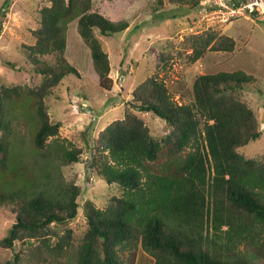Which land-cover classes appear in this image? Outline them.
<instances>
[{
	"label": "trees",
	"instance_id": "1",
	"mask_svg": "<svg viewBox=\"0 0 264 264\" xmlns=\"http://www.w3.org/2000/svg\"><path fill=\"white\" fill-rule=\"evenodd\" d=\"M164 2L155 0L154 11ZM166 2L197 10L202 0ZM72 21L105 89L111 84L110 60L96 32L114 36L129 26L94 9L93 0H43L38 9L31 31L34 43L22 44L21 50L42 81L26 90L0 85V207L14 215L0 239L12 258L0 264H20L16 242L39 241L56 254L72 246V230L60 234L58 228L76 217L80 188L71 185L63 193L30 189L16 180L26 173L14 164L11 150L19 123L15 112L23 97L31 99L35 114L34 151L52 148L48 139L58 136L61 122L51 120L45 99L65 77H80L64 56L65 27ZM184 44L195 62L208 51L232 52L235 41L209 30L189 35ZM49 55L55 56L52 65L42 61ZM254 81L239 69L197 75L189 103L175 101L158 74L132 90L137 110L165 120L170 130L154 138L144 120L129 112L98 134L89 166L99 179L116 185L120 195L110 196L104 208L86 202L87 225L76 248V264H135L134 251L129 250L125 262L119 253L137 238L152 264H264V153L249 158L240 151L260 134L255 111L237 94ZM55 146L63 162L79 161L80 148Z\"/></svg>",
	"mask_w": 264,
	"mask_h": 264
},
{
	"label": "rangeland",
	"instance_id": "2",
	"mask_svg": "<svg viewBox=\"0 0 264 264\" xmlns=\"http://www.w3.org/2000/svg\"><path fill=\"white\" fill-rule=\"evenodd\" d=\"M43 0H0V85H18L26 90L42 81V76L33 71L21 50L22 44H33L32 30L37 26L38 9ZM155 0H93V8L113 21L125 20L129 26L114 36H102L96 32L102 49L110 60V89L99 85L93 69L90 50L79 36L76 21L65 27V58L77 69L80 77L69 75L54 88L45 99L53 122L60 121L57 138L50 137L52 148L36 153L31 140L36 119L29 97H23L19 112L10 114L17 123V136L11 146L14 164L23 167L25 182L34 191L63 193L66 187L77 185L80 194L74 219L59 225L60 234L72 230V246L56 254L39 241L15 243V252L20 254V264H76V248L86 229L85 204L92 202L104 208L110 196L120 195L116 185H109L91 169L90 160L95 139L113 120L133 113L144 120L151 135L160 138L168 133V123L151 114L140 112L131 101L132 90L152 74H158L166 83L171 96L179 103L192 99V84L197 75L218 71L243 70L255 77V81L238 91V96L255 111L260 125V134L240 151L249 158L264 153V18L258 14H244L227 22L207 27L199 22L198 9L164 2L154 11ZM215 30L234 39L232 52L208 51L202 58L191 62L190 49L184 44L189 35ZM42 61L52 65L55 56ZM7 63H11L8 65ZM72 144L81 149L78 162L67 164L57 156L56 145ZM10 185H13L12 183ZM14 222V215L7 207H0V239ZM136 253L135 264H152L153 258L144 252L139 238L130 249L120 252L126 261L128 252ZM12 258V252L0 247V262Z\"/></svg>",
	"mask_w": 264,
	"mask_h": 264
},
{
	"label": "built area",
	"instance_id": "3",
	"mask_svg": "<svg viewBox=\"0 0 264 264\" xmlns=\"http://www.w3.org/2000/svg\"><path fill=\"white\" fill-rule=\"evenodd\" d=\"M199 11V22L210 25H218L242 15L258 14L264 18L263 0H240L238 4L234 0H202Z\"/></svg>",
	"mask_w": 264,
	"mask_h": 264
}]
</instances>
